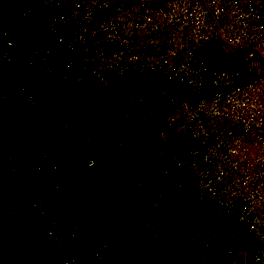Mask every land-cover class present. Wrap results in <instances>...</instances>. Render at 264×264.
<instances>
[{"label":"built area","instance_id":"built-area-1","mask_svg":"<svg viewBox=\"0 0 264 264\" xmlns=\"http://www.w3.org/2000/svg\"><path fill=\"white\" fill-rule=\"evenodd\" d=\"M209 45L223 59L240 55L243 82L224 70L205 87L196 51ZM14 61L45 82L94 85L88 124L105 115L146 125L154 138L138 153L158 163L156 181L167 187L166 168L175 171L194 207L241 232L240 247L192 225L175 260L147 264H264V0H1L0 65ZM3 106L61 130L79 126L63 97L49 106L0 83ZM0 127V264H19L38 243L47 264H130L103 221L114 195L68 193L70 176L96 160L77 143L55 157Z\"/></svg>","mask_w":264,"mask_h":264},{"label":"crops","instance_id":"crops-1","mask_svg":"<svg viewBox=\"0 0 264 264\" xmlns=\"http://www.w3.org/2000/svg\"><path fill=\"white\" fill-rule=\"evenodd\" d=\"M16 24L17 22L10 23L12 26H15ZM18 25L21 24L19 23ZM7 65L9 66H6L5 68H8L9 71L15 72L16 74V86L24 87L33 92V90L27 85L29 84L28 81L33 77L29 73L31 70L16 61ZM22 75L25 76L27 82L21 81ZM0 83L11 86V81L8 77L0 79ZM79 85L82 86V89L85 86L89 87V85H91L95 91L89 87L90 91L88 94H92L93 96L97 94L96 88L90 82L86 81ZM64 98H66L68 104H70L72 108L70 112L74 118L78 120L79 126L74 130L63 131L68 132L71 136L79 137L80 141H77L76 143L80 145L81 155L91 156L96 154V150H103L104 153L102 159L104 163L109 165L108 167L112 166L111 168L124 169V172L133 169L136 170L135 173L137 175L130 176L129 184L123 183L124 186L121 187L125 188V185H128V187L134 191L136 199L135 207L137 206L138 208L136 217L130 218L128 228L124 231H118L123 240L124 246H126L124 257L126 256L130 264H147L148 260L150 261V259L156 257H167L171 260H175L178 256L177 247L180 241L189 235L192 225L189 224L187 227H184L183 222L174 223V220L177 221L180 218L177 217V212L179 211V214H182V212H180L182 210V204H185L182 197L186 195L185 191L181 193L179 192L180 190L175 187L174 183L179 180V175L175 171L166 168L164 179L170 184L167 187H162L161 184L156 181L152 173L157 165L156 160L149 154L138 153L139 148L153 141L154 131L148 130L144 124H137L133 121L112 118L105 115L97 117L94 124H88L83 108L82 112L79 110V107H82L81 103L76 102L74 98H69V96ZM42 101L50 106L54 104L57 99L50 97L49 100ZM22 116L43 122L47 120H42L34 114H22ZM46 124L49 123L46 122ZM0 126L3 127V125ZM4 131H6L4 133L7 135L8 133L10 135L14 133V130L9 131L7 128L4 129ZM84 131L86 132V136ZM16 134L18 137L22 136V132L19 130ZM68 141L64 140L61 142V147H58L55 144L54 146H49L48 149L50 150L51 155L55 157H66L69 155L70 151L68 145L72 143H68ZM92 148H94V150H92ZM74 158L77 159V157ZM82 169L85 168H79L78 171ZM74 174H72L70 179L66 181L67 186L70 187L68 193H70V195L72 194V196L79 195L77 192L78 189L72 190V184L75 182L76 176ZM186 186L187 185H185V187ZM116 190L117 189H111L107 193H101V195L108 193L115 195ZM87 194L92 195L86 193L85 190L82 195ZM191 204L192 202H190L189 199V208L191 207ZM168 206H170V208L174 206L177 212L175 213L174 210L173 212L168 211ZM181 220L182 219H180V221Z\"/></svg>","mask_w":264,"mask_h":264},{"label":"trees","instance_id":"trees-1","mask_svg":"<svg viewBox=\"0 0 264 264\" xmlns=\"http://www.w3.org/2000/svg\"><path fill=\"white\" fill-rule=\"evenodd\" d=\"M1 2V0H0ZM196 54L200 56L205 70H204V85L207 86L208 79L211 72H220L224 70H230L232 74H236V83L243 82V74L238 73L239 62L241 57L239 54H234L228 59H223L219 54L218 50L212 46H206L204 48L198 49ZM9 66L7 64L0 65V72H3L5 77L10 78L11 80H17L15 72L9 71ZM31 76H36L32 71H29ZM2 76H0V79ZM28 87H30L35 93L45 95L44 92H41L39 86L34 83L31 78L28 81ZM233 84V86H235ZM51 96H46L47 100ZM0 125L6 126L7 130H14V133L11 134V137L15 138L18 135L16 134L18 130L22 132L23 137L34 136L39 141L44 142L47 146L57 145L61 147L60 143L68 141V143H76L79 140V137L71 136L68 132L63 131L55 126L46 124L43 121L23 117L20 112L13 110L9 106L0 107ZM158 165V163H157ZM159 166H161L159 164ZM75 176V182L72 184L73 187L78 185V194L82 195L84 193L85 187L90 181V177H101L103 176L102 171L97 167H89L78 171ZM113 202L106 208L103 221L104 223L115 231H124L128 228L130 223V214L135 207V195L134 191L129 188H119L115 191ZM185 192L187 197L192 200L191 192L188 186L185 187ZM99 197L104 196V194H99ZM200 221L204 222V226L212 231H218L224 233L227 231L229 222L222 219H217L215 216L204 211L200 207H194L191 205L189 208ZM7 225V222H4ZM2 228H0L1 232ZM45 246L43 243H38L29 247L19 258V264H47L44 259Z\"/></svg>","mask_w":264,"mask_h":264},{"label":"rangeland","instance_id":"rangeland-1","mask_svg":"<svg viewBox=\"0 0 264 264\" xmlns=\"http://www.w3.org/2000/svg\"><path fill=\"white\" fill-rule=\"evenodd\" d=\"M0 73H1L0 76H2L1 79H3L6 75L3 76L4 73L3 72H0ZM8 79L11 81V86H14V85L16 86V84H17L16 81L11 80L10 78H8ZM21 79H22L21 81L27 82L24 75H22ZM32 79H33L34 83H36L37 86L40 87L41 92L45 93L44 96H43V93H42V95L37 94V96L39 98H41L42 100H45V101H47L46 96H48V95L51 97H54L56 99H58L60 97L64 98L66 96H69V98H74L76 102L81 103L82 107H79V110L82 112L83 106H85L91 102H95L97 100L96 92H95V94H96L95 96H93L92 94H88L90 89L94 90V88L91 85H89L90 89L88 86H85L82 89V86H80L79 84H74V83L56 84V83L45 82L44 80L40 79L37 75L33 76ZM160 88L162 90H166L165 87L161 86ZM93 90H91V91H93ZM85 136H86V132H85ZM28 137L32 138V139L36 138L34 136H28ZM92 150H94V148H92ZM103 153H104L103 150H96L95 155L90 154L96 160L95 167L99 168L102 171L103 176L97 177V178H94V177L88 178L90 181L88 182V184L85 187L86 193L101 194V193H107L111 189H113V190L119 189L122 186H124L123 183L129 184L130 176L137 175L135 173V171H136L135 169H133L131 171L127 170V172H124V169L111 168L112 166L108 167L109 165L104 163V161L102 159ZM125 186L128 187V185H125ZM184 187H185V185H183V187L180 189L179 192H181V193L184 192L185 191ZM75 189H78V185L75 187H72V190H75ZM186 195H184V196L182 195L183 196L182 200L184 199L185 204L184 203L182 204V210L180 212L183 213V216H188V217L187 218H179L180 216H178V214H176L177 217L179 218L178 219L179 221L174 220V223H176V222L182 223L183 222L184 227H187L189 224L190 225H197V226H204L203 225L204 222L200 221L197 217H195L194 213L189 210V198ZM190 202H191V200H190ZM138 206H139V204H138ZM136 209H137L136 213H138L137 206H136ZM167 210L171 211V212H173V210H174L175 213L177 212V210H175L174 206L172 208H170V206H168ZM216 218L220 219L219 217H216ZM180 219H182V220L180 221ZM214 232L218 234L219 240L225 242L226 244H229V245H232V244L236 245L237 244L238 246L241 247V242L239 241V236H240L241 232L237 228L228 226L227 231H225L224 233H220V232L215 231V230H214Z\"/></svg>","mask_w":264,"mask_h":264}]
</instances>
